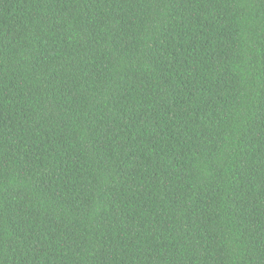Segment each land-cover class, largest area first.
<instances>
[{"label": "trees", "instance_id": "16d2710c", "mask_svg": "<svg viewBox=\"0 0 264 264\" xmlns=\"http://www.w3.org/2000/svg\"><path fill=\"white\" fill-rule=\"evenodd\" d=\"M0 264H264V0H0Z\"/></svg>", "mask_w": 264, "mask_h": 264}]
</instances>
